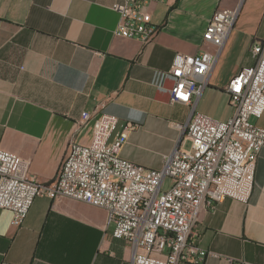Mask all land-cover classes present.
I'll list each match as a JSON object with an SVG mask.
<instances>
[{"label": "crops", "instance_id": "crops-1", "mask_svg": "<svg viewBox=\"0 0 264 264\" xmlns=\"http://www.w3.org/2000/svg\"><path fill=\"white\" fill-rule=\"evenodd\" d=\"M119 0H0V148L29 161L52 182L71 140L88 143L94 119L117 118L110 139L127 134L120 156L160 168L174 148H187L194 112L232 114L224 87L254 64L250 46L264 40V0H243L194 106L170 100L169 69L177 54L212 50L202 41L212 13L238 0H151L159 30L149 44L113 34ZM91 118L81 123V112ZM251 121L264 127V112ZM0 208V264H131L129 241L112 236L104 209L70 198L36 197L21 225ZM204 264H264V145L247 204L230 198L205 208L193 228ZM178 264H192L179 262Z\"/></svg>", "mask_w": 264, "mask_h": 264}, {"label": "built area", "instance_id": "built-area-1", "mask_svg": "<svg viewBox=\"0 0 264 264\" xmlns=\"http://www.w3.org/2000/svg\"><path fill=\"white\" fill-rule=\"evenodd\" d=\"M150 1L112 3L119 15L113 34L151 43L159 28L151 22ZM242 1L212 13L202 35L212 50L175 56L169 69L171 102L194 106L199 99ZM250 53L254 64L242 68L224 87L232 114L222 121L193 111L185 127L188 147L174 148L158 169L120 156L127 134L123 130L110 139L117 124L110 114L94 119L88 143L69 142L50 183L30 173L27 159L0 148V208L11 212L17 226L36 197H65L102 208L113 223L112 236L129 241L131 264H204L208 256H217L195 244L193 228L203 209H213L225 198L249 202L264 145V127L251 121L264 112V40L253 42ZM90 118L88 111L81 112L82 124Z\"/></svg>", "mask_w": 264, "mask_h": 264}, {"label": "rangeland", "instance_id": "rangeland-1", "mask_svg": "<svg viewBox=\"0 0 264 264\" xmlns=\"http://www.w3.org/2000/svg\"><path fill=\"white\" fill-rule=\"evenodd\" d=\"M186 146H188V143L186 144Z\"/></svg>", "mask_w": 264, "mask_h": 264}]
</instances>
